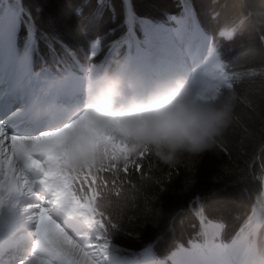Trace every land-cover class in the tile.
<instances>
[{
	"label": "trees",
	"instance_id": "obj_1",
	"mask_svg": "<svg viewBox=\"0 0 264 264\" xmlns=\"http://www.w3.org/2000/svg\"><path fill=\"white\" fill-rule=\"evenodd\" d=\"M17 1L24 24L17 31L16 48L29 53L37 70L57 65L74 70L88 61V44L95 38L101 50L96 62L111 65L133 43L125 0ZM128 1L138 35L140 18L162 22L170 15L188 14L197 22L212 36L220 61L236 74L231 91L238 100L232 126L213 150L186 154L175 166L145 154L130 159L127 173L119 164L115 177L112 171L99 172L95 185L84 186L89 196L96 189L98 211L115 225L107 230L109 264L137 258L144 248L163 257L188 245L200 239L199 219L221 223V238L228 241L249 234L254 214H264V0ZM220 29H231L233 38L218 36ZM262 235L264 227L258 233L264 246Z\"/></svg>",
	"mask_w": 264,
	"mask_h": 264
},
{
	"label": "snow or ice",
	"instance_id": "obj_2",
	"mask_svg": "<svg viewBox=\"0 0 264 264\" xmlns=\"http://www.w3.org/2000/svg\"><path fill=\"white\" fill-rule=\"evenodd\" d=\"M95 55L93 51L89 59H94ZM227 69V63L218 61L212 81L201 82L204 90L218 93L233 90L236 74H230ZM95 71L92 65L87 73L83 98L91 91ZM77 78L76 70L65 73L60 81L61 90L79 95L75 88ZM77 112L63 116L58 126L46 128L45 122L62 116V110L40 104L20 122V126L27 129L22 132L12 131L0 121V257L6 252L16 253L11 264H33L38 254L39 264H101V259L107 256L111 243L107 239L108 226L114 228L115 225L104 212L98 211L96 189L92 188L90 196L83 189L86 184H96V173L112 171L115 177L120 168L119 164H110L76 174L63 170V145L71 133L83 126L76 118ZM113 135L114 131H109L105 139L115 150ZM129 161L123 164L125 173L129 171ZM139 169L140 164L136 163V170ZM103 183L107 185V181ZM21 231H26L34 241L27 258L20 253ZM250 237L254 238V234L243 240ZM93 238L104 240V243L94 245L90 243ZM241 243L242 240L233 253L237 258ZM0 264L6 262L0 259Z\"/></svg>",
	"mask_w": 264,
	"mask_h": 264
},
{
	"label": "clouds",
	"instance_id": "obj_3",
	"mask_svg": "<svg viewBox=\"0 0 264 264\" xmlns=\"http://www.w3.org/2000/svg\"><path fill=\"white\" fill-rule=\"evenodd\" d=\"M237 100L234 91H205L181 74L146 85L128 73L126 61L114 59L95 71L77 112L83 126L63 145L61 167L71 174L95 171L141 154L175 166L186 154L213 150L232 126ZM109 131L115 150L105 139ZM238 264H264V246L242 239Z\"/></svg>",
	"mask_w": 264,
	"mask_h": 264
},
{
	"label": "bare ground",
	"instance_id": "obj_4",
	"mask_svg": "<svg viewBox=\"0 0 264 264\" xmlns=\"http://www.w3.org/2000/svg\"><path fill=\"white\" fill-rule=\"evenodd\" d=\"M173 20L176 22L174 27H168L165 23L143 24L147 36L146 46L148 49L143 57L145 60L147 59V61H145L146 66L150 69L149 71L154 72L159 78L163 77L162 74H165L164 76H170L182 70L183 73L188 75L189 79L194 82L201 83L204 81L210 83L216 71L215 64L218 62V58L211 44H209V36L196 24L191 28L187 27L182 17L173 16ZM7 37H9L8 30L5 31L4 37L0 42V63L4 66V70L17 81V87L19 88L21 86V89L27 93L24 98H28L30 94L35 95L36 90H42L45 97L41 104H46V92L49 90V86L45 85L43 80L47 79L50 73L46 71V74L40 75L38 78L33 76L28 60L27 62H23L16 59L13 53V44L7 42ZM95 43L94 41L91 45L92 51L96 50ZM157 55H159V58H156ZM198 55L202 57H198ZM81 73L82 74H78V78L75 82V88L77 87L76 90H78L77 93H79V95L76 94L77 97H75V101L77 102L79 100L82 101L81 97L83 98L82 93H84L82 90L85 89L87 83V76L83 75L85 70L83 69ZM128 73L130 75L133 74L129 66ZM139 76L142 77L143 80L145 79V75H142V73H140ZM61 91L62 90L58 91V93ZM67 100L69 101V99ZM72 100L69 101L70 103L64 102L63 100L55 102L57 105H61L62 102L63 105L61 107L63 110L62 116H56L53 119H57L62 123L65 118L63 116L73 114ZM32 104L36 105V102L32 101ZM38 105L40 104H37V106ZM9 113L10 112L6 113V115ZM16 121L17 120H13L6 124V126L12 131L22 132L27 130L21 126L12 128V123ZM53 126L55 125L53 124ZM219 229L220 223L209 222L204 224V234L208 237V242L211 240V243H213V246L208 248L210 255L204 253L202 250L191 249V247L186 251H181L180 254L172 252L168 258L172 260L173 264H238V258L235 257L233 253L238 246V242L241 241L243 237L232 239L225 244L212 241L215 235H219ZM21 232L23 234H20L18 240H30L29 235H25L26 231ZM176 251L179 252L180 250L176 249ZM178 256L181 258L178 259ZM33 264H39V254L37 260L34 261ZM134 264H151L150 258L142 256L139 260L135 261Z\"/></svg>",
	"mask_w": 264,
	"mask_h": 264
},
{
	"label": "rangeland",
	"instance_id": "obj_5",
	"mask_svg": "<svg viewBox=\"0 0 264 264\" xmlns=\"http://www.w3.org/2000/svg\"><path fill=\"white\" fill-rule=\"evenodd\" d=\"M7 16L8 17H6V14H5V20L4 21H2L1 23H0V42H1V39L3 38V35H4V33H5V31H6V29L8 28V27H10V29H11V32H10V37H9V41H10V43H12V44H14V53L16 54V50H15V39H16V28H17V22H16V20H15V11H13V12H10V13H7ZM182 19H183V21H184V23H186V24H189L190 26H192L193 24H195L194 22H192V21H190L187 17H182ZM147 23H149V24H153V23H151L150 21H147V20H141V22H140V26H141V31H142V34H143V36H144V38L146 39L147 38V36H146V33H145V30H144V25L143 24H147ZM185 24V25H186ZM187 26V25H186ZM187 27H189V26H187ZM193 27V26H192ZM189 28H191V27H189ZM95 48L97 49L98 48V45H97V43H95ZM145 50V48L144 49H141L140 47H138V45L136 44V46L132 49V55L130 56V58L127 60V61H130V63H131V65H133L135 62H139V59L141 58L140 57V54L141 53H143V51ZM146 51V50H145ZM137 55V56H136ZM18 59H20L19 61H22V60H24V59H26V58H22V57H20V56H18V55H15ZM23 62H27V60H25V61H23ZM133 63V64H132ZM130 65V64H129ZM91 67V66H90ZM90 67H89V69H90ZM83 70V69H82ZM47 72L46 71H44V72H42L40 75L42 76L43 74H46ZM40 75H37V76H35L36 78H38V77H40ZM46 84V83H45ZM80 91H81V89H80ZM82 91H84V90H82ZM69 112H70V110H69ZM260 179H261V181H262V184H263V190H264V173H262L261 175H260ZM263 221H264V216H263ZM262 224V220H260V219H258L257 218V216L255 217V219H254V227H259L260 225ZM27 233V232H26ZM25 233V235H28V234H26ZM21 234H23L22 232H21ZM91 235L94 237L95 236V233H91ZM208 240L206 239V238H204V241L203 242H201L200 243V247H208V248H211L212 246H213V243H209V242H207ZM91 242H92V244H100V242H99V240H96V239H91ZM193 247H197L198 245H196L195 243L192 245ZM211 246V247H210ZM191 249H193V248H191ZM195 250V249H194ZM181 251H186V250H180L178 253L176 252L175 254H180V252ZM142 256H147L148 258L149 257H151L150 256V253H149V251H147V250H144L143 252H142V254H141V257ZM121 262H125L126 264H134L135 263V260H122ZM101 264H106V262L104 261V258L103 259H101Z\"/></svg>",
	"mask_w": 264,
	"mask_h": 264
}]
</instances>
